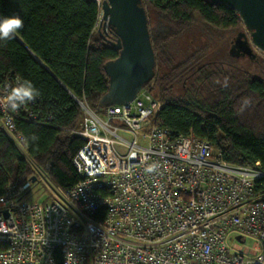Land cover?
<instances>
[{"label":"built area","instance_id":"2783aa9c","mask_svg":"<svg viewBox=\"0 0 264 264\" xmlns=\"http://www.w3.org/2000/svg\"><path fill=\"white\" fill-rule=\"evenodd\" d=\"M18 83H0V128L24 151L14 120L43 117L33 101L9 109ZM73 98L78 181L63 189L42 175L53 193L45 203L27 199L31 179L6 188L0 264H56V248L62 264H264L259 162L233 164L204 139L174 135L155 120L162 103L148 88L99 113Z\"/></svg>","mask_w":264,"mask_h":264},{"label":"trees","instance_id":"16d2710c","mask_svg":"<svg viewBox=\"0 0 264 264\" xmlns=\"http://www.w3.org/2000/svg\"><path fill=\"white\" fill-rule=\"evenodd\" d=\"M148 17L155 71L168 62L167 46L186 31L196 16L216 30L243 28L238 14L224 3L209 0H142ZM148 8L160 27L149 25ZM101 7L96 0H0V16L18 15L23 27L14 38L0 41V83L30 81L38 96L31 109L43 118L14 120L24 151L0 128V196L10 184H22L34 175L32 163L55 185L67 189L78 181L72 158L83 144L73 131L81 111L74 98L96 110L108 87L104 64L118 50L97 29ZM19 39V40H18ZM189 59L155 72V97L162 103L155 120L174 135L208 141L223 160L237 165L259 162L264 169V79L227 75L221 85H210L209 99L172 94ZM208 74L206 79H209ZM145 86V88H146ZM50 119L45 120L44 117ZM35 136L36 139H32ZM38 182L32 181L31 187ZM264 190V180L261 185ZM62 264L63 249L54 251Z\"/></svg>","mask_w":264,"mask_h":264},{"label":"water","instance_id":"95a60500","mask_svg":"<svg viewBox=\"0 0 264 264\" xmlns=\"http://www.w3.org/2000/svg\"><path fill=\"white\" fill-rule=\"evenodd\" d=\"M209 1L224 3L238 14L250 39L239 33L236 46L240 52L254 55V49H258L264 53V0ZM100 7L101 28L114 36L107 41L118 50V55L104 64L108 87L97 104L98 113L105 107L133 101L156 72L155 52L142 0H101ZM32 181H36L35 176Z\"/></svg>","mask_w":264,"mask_h":264},{"label":"rangeland","instance_id":"374dc122","mask_svg":"<svg viewBox=\"0 0 264 264\" xmlns=\"http://www.w3.org/2000/svg\"><path fill=\"white\" fill-rule=\"evenodd\" d=\"M149 25L157 29L160 25L154 11L148 8ZM101 18V13L99 20ZM97 22V29H101V23ZM239 33H243L245 39H249L248 31L243 27L234 30H216L205 25L196 16L193 24L182 34L171 40L167 46V54L170 62L159 63L156 72L164 73L168 67L189 59L186 66L189 68L182 77L178 78L172 88V94L178 97H192L209 99L212 95L210 85H221L223 77L230 75L236 79H244L247 76H259L264 79V53L254 49V55L231 53V46L235 44ZM243 39V38H242ZM208 74L209 79H206ZM215 85V86H216ZM154 95L156 90L153 83L146 86ZM214 97V96H213ZM34 175L38 182L32 186L26 195L33 202L45 203L49 200L51 191L50 180L43 177L42 172L32 163Z\"/></svg>","mask_w":264,"mask_h":264},{"label":"clouds","instance_id":"9594fccd","mask_svg":"<svg viewBox=\"0 0 264 264\" xmlns=\"http://www.w3.org/2000/svg\"><path fill=\"white\" fill-rule=\"evenodd\" d=\"M23 27V19L18 15L0 16V41L14 38L15 33ZM30 81H22L8 90L6 104L12 111H17L32 102L38 96ZM32 139H36L35 136Z\"/></svg>","mask_w":264,"mask_h":264},{"label":"flooded vegetation","instance_id":"af4514ba","mask_svg":"<svg viewBox=\"0 0 264 264\" xmlns=\"http://www.w3.org/2000/svg\"><path fill=\"white\" fill-rule=\"evenodd\" d=\"M110 38H114V36L109 32L108 34H107ZM237 40V39H236ZM231 53L232 54H239V52H240V50H239V48H237V46H236V41H235V44L233 45V46H231Z\"/></svg>","mask_w":264,"mask_h":264}]
</instances>
